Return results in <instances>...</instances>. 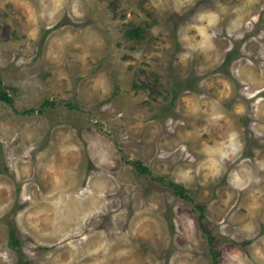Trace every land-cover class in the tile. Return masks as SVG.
Listing matches in <instances>:
<instances>
[{"label": "rangeland", "instance_id": "rangeland-1", "mask_svg": "<svg viewBox=\"0 0 264 264\" xmlns=\"http://www.w3.org/2000/svg\"><path fill=\"white\" fill-rule=\"evenodd\" d=\"M0 79V264H264V0H0Z\"/></svg>", "mask_w": 264, "mask_h": 264}, {"label": "trees", "instance_id": "trees-1", "mask_svg": "<svg viewBox=\"0 0 264 264\" xmlns=\"http://www.w3.org/2000/svg\"><path fill=\"white\" fill-rule=\"evenodd\" d=\"M140 29L139 28H134L130 31H128V35L131 36V37H135V36H140V33H139ZM0 100H3L5 102H8V103H12V98L11 96L3 90V87H2V81L0 79ZM131 163L133 165L136 166V168L139 170V173H143V172H146V173H150L149 171V168L147 166H144L140 161H131ZM155 180L159 181L160 183L166 185V186H169L170 188H172L174 190V192L176 194H178L180 197L182 198H185V199H188L189 200V195L188 193L186 192V189L184 186H182L181 184H178V183H175L174 181H171V180H167L165 181L163 178L161 177H155ZM201 208V207H199ZM202 212L200 214V217H202ZM11 235H14L13 233H10V236ZM15 242V239H11V242H10V245L14 244ZM215 254H213V257L215 258Z\"/></svg>", "mask_w": 264, "mask_h": 264}]
</instances>
